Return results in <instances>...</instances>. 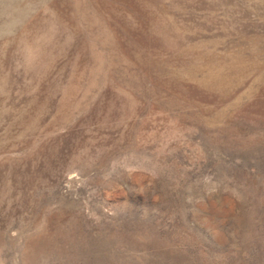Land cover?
Instances as JSON below:
<instances>
[{
  "label": "rangeland",
  "instance_id": "1",
  "mask_svg": "<svg viewBox=\"0 0 264 264\" xmlns=\"http://www.w3.org/2000/svg\"><path fill=\"white\" fill-rule=\"evenodd\" d=\"M0 264H264V0H0Z\"/></svg>",
  "mask_w": 264,
  "mask_h": 264
}]
</instances>
